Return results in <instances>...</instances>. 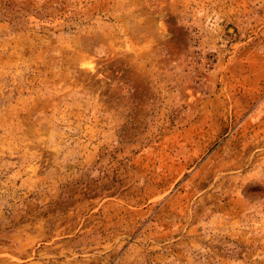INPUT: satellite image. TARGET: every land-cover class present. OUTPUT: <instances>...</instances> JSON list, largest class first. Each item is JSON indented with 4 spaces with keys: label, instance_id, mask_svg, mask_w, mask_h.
Instances as JSON below:
<instances>
[{
    "label": "rangeland",
    "instance_id": "1",
    "mask_svg": "<svg viewBox=\"0 0 264 264\" xmlns=\"http://www.w3.org/2000/svg\"><path fill=\"white\" fill-rule=\"evenodd\" d=\"M0 264H264V0H0Z\"/></svg>",
    "mask_w": 264,
    "mask_h": 264
},
{
    "label": "trees",
    "instance_id": "2",
    "mask_svg": "<svg viewBox=\"0 0 264 264\" xmlns=\"http://www.w3.org/2000/svg\"><path fill=\"white\" fill-rule=\"evenodd\" d=\"M7 6H8V4H7Z\"/></svg>",
    "mask_w": 264,
    "mask_h": 264
}]
</instances>
